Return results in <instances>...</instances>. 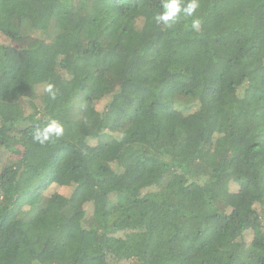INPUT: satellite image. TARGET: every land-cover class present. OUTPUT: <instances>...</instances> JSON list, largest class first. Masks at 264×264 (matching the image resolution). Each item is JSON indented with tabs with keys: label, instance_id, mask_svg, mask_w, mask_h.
<instances>
[{
	"label": "trees",
	"instance_id": "1",
	"mask_svg": "<svg viewBox=\"0 0 264 264\" xmlns=\"http://www.w3.org/2000/svg\"><path fill=\"white\" fill-rule=\"evenodd\" d=\"M161 3L0 0V264H264V0Z\"/></svg>",
	"mask_w": 264,
	"mask_h": 264
},
{
	"label": "clouds",
	"instance_id": "2",
	"mask_svg": "<svg viewBox=\"0 0 264 264\" xmlns=\"http://www.w3.org/2000/svg\"><path fill=\"white\" fill-rule=\"evenodd\" d=\"M200 7V0H187V3H183V0H162V11L154 16L156 24L163 25L165 27H171L178 22L181 14L184 18L191 19V28L199 31L201 20L195 16L197 9ZM52 94L53 85L48 84L45 89ZM64 134L63 125L56 119H49L42 127H37L33 133V140L40 145H44L53 138H59Z\"/></svg>",
	"mask_w": 264,
	"mask_h": 264
},
{
	"label": "rangeland",
	"instance_id": "3",
	"mask_svg": "<svg viewBox=\"0 0 264 264\" xmlns=\"http://www.w3.org/2000/svg\"><path fill=\"white\" fill-rule=\"evenodd\" d=\"M29 38H31V40H33L32 37H29ZM29 41H30V39H25L23 41L10 40V39H7L5 36L0 35V42L1 43L11 44V45H14L15 47H20L21 45H23V44H25V43H27ZM109 77H110V80H111V83H109V85L111 86L116 81V75L114 74V72H112ZM64 182L67 183V182H69V180H67V178H65L64 179ZM65 185L66 186H62L60 188V190L63 193H67L69 191V189H70V186L69 185H67V184H65Z\"/></svg>",
	"mask_w": 264,
	"mask_h": 264
}]
</instances>
